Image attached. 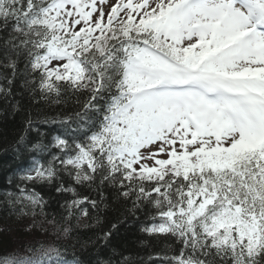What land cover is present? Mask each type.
I'll list each match as a JSON object with an SVG mask.
<instances>
[{
  "label": "snow or ice",
  "instance_id": "snow-or-ice-1",
  "mask_svg": "<svg viewBox=\"0 0 264 264\" xmlns=\"http://www.w3.org/2000/svg\"><path fill=\"white\" fill-rule=\"evenodd\" d=\"M0 57L3 98L21 61L41 99L84 96L52 144L32 145L51 158L6 194L11 215L44 214L30 184L110 186L178 249L103 264H264V0H0ZM84 203L99 207H61ZM0 264L81 261L37 242Z\"/></svg>",
  "mask_w": 264,
  "mask_h": 264
},
{
  "label": "trees",
  "instance_id": "trees-1",
  "mask_svg": "<svg viewBox=\"0 0 264 264\" xmlns=\"http://www.w3.org/2000/svg\"><path fill=\"white\" fill-rule=\"evenodd\" d=\"M18 67L21 73L13 81L10 96L3 98V94H0V255L14 251L24 252L25 246L42 242L70 252L80 259L81 264H103L104 261L118 262L121 256L129 254L146 259L149 255L162 253L167 244L178 249V245L170 239L166 240L163 236L157 238L141 231V226L147 222L145 220L147 212L141 210L132 213L131 201L119 197L116 190L110 186L97 189L95 185L91 187L73 185L77 189L79 198L88 197L89 200H96L99 207L93 209L90 204L84 203L80 208L73 207L69 214V209L61 205L78 197H74L71 193H57L55 183L40 185V194L46 204L44 214L34 217L38 224L37 231L36 228L30 232L25 231L28 223L18 222L16 217L8 212L6 190L14 185L15 172L12 171L15 162L23 159L29 143L32 144L33 139L40 133L31 129H34L37 123L48 125L49 121L45 122V119L51 116L59 117L56 124L61 123L64 117H74L84 102V96H80L78 104L72 93H68L61 103L41 99L39 92L34 95L31 88L25 86L23 61ZM8 71L10 73V70ZM0 84L6 85V81L0 80ZM29 117L33 124L27 129L25 141L17 144L19 137L26 132V122ZM55 129L59 135L65 131V126L49 130ZM49 130L44 132L43 137L47 138ZM41 143L48 144L42 139ZM50 158L46 152H43L41 163H46ZM9 179L12 180L11 184ZM64 183L67 187L72 182L65 177ZM84 208L88 209V215L83 214ZM151 223L152 221L148 219L147 225ZM65 228L68 229L67 233L64 232ZM104 233H110L107 240L103 238ZM148 264H159V262L152 260Z\"/></svg>",
  "mask_w": 264,
  "mask_h": 264
},
{
  "label": "bare ground",
  "instance_id": "bare-ground-1",
  "mask_svg": "<svg viewBox=\"0 0 264 264\" xmlns=\"http://www.w3.org/2000/svg\"><path fill=\"white\" fill-rule=\"evenodd\" d=\"M40 119L41 118H39V120ZM58 119H59V117H57V116H51V117L45 119V122L47 120L49 121V124L48 125H46V124L40 125L41 123H37V124H35L34 129H31V131H35V132H39L40 131V133H38V136L33 139V143L32 144L29 143V146L25 150L24 157H23V159L20 162L19 161L15 162V160L13 159V161L15 162V165H14V168H13V171L12 172H15V180H14L13 187H10V188L7 187L8 190H6V194L8 192H13V193L18 192V189H17L16 185H17V183H21L19 181V176L20 175H23V173H24L25 170H28V169H30L33 166L34 160H38L40 162L42 161L41 158H42V153L43 152L38 153V152H35V151L31 150L32 149V145L33 144H36L38 142H41V139L43 141L48 142L49 145L52 144L53 143V137L56 136V135H58V133H57V130L56 129H55L56 132H55V130L52 131V130H49V129L50 128H54V127H58V126H64L62 123L56 124V122L58 121ZM64 119H65V117L63 118V120ZM48 130L50 132L49 133L50 136L47 135V138L43 137L44 132L45 131H48ZM63 130H64V127H63ZM23 134L26 135L27 134V131L24 132ZM52 151L54 152L55 149H52ZM46 155L50 158V155H49L48 152H46ZM45 184H47V183H45ZM40 185H44V184H37V185L36 184L35 185H31L30 184L29 187H34L35 190L40 193V190H41L40 189V187H41ZM8 212H9V209H8ZM37 212L39 213V209H37ZM14 216L16 217V219L18 220V222H21V221L23 222L24 221V222H27L28 224L31 223L32 220L34 219V217L32 215H28V216H24V217H17L16 215H14ZM11 217H13V216H11ZM145 220H147V222L145 224H143V226H141V229H142V227L146 226L147 223H148V214L147 213L145 215ZM35 230L37 231V228ZM76 230H78V229H76ZM77 233H78V231H77ZM65 255H66V257L69 260H72L73 259V255L70 252H67L66 251L65 252Z\"/></svg>",
  "mask_w": 264,
  "mask_h": 264
},
{
  "label": "rangeland",
  "instance_id": "rangeland-1",
  "mask_svg": "<svg viewBox=\"0 0 264 264\" xmlns=\"http://www.w3.org/2000/svg\"><path fill=\"white\" fill-rule=\"evenodd\" d=\"M162 158H166V157H162ZM149 163H151V161H149Z\"/></svg>",
  "mask_w": 264,
  "mask_h": 264
}]
</instances>
